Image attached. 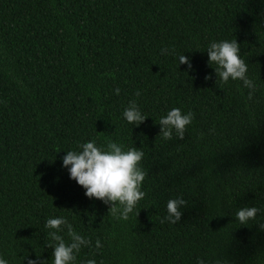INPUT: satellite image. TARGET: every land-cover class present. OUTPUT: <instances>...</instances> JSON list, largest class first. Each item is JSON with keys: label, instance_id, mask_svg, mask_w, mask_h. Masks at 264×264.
<instances>
[{"label": "trees", "instance_id": "trees-1", "mask_svg": "<svg viewBox=\"0 0 264 264\" xmlns=\"http://www.w3.org/2000/svg\"><path fill=\"white\" fill-rule=\"evenodd\" d=\"M221 39L253 89L209 65ZM130 101L138 125L123 119ZM171 108L193 114L183 139L160 135ZM87 140L144 153L145 196L126 220L61 166ZM244 207L258 211L240 223ZM56 216L90 241L76 264H264V0H0V256L52 264Z\"/></svg>", "mask_w": 264, "mask_h": 264}, {"label": "clouds", "instance_id": "clouds-1", "mask_svg": "<svg viewBox=\"0 0 264 264\" xmlns=\"http://www.w3.org/2000/svg\"><path fill=\"white\" fill-rule=\"evenodd\" d=\"M205 48L208 63L214 67L219 80L224 83L230 79L239 80L246 88L255 87L253 81L246 75L247 65L239 55V47L235 40H213ZM167 53L168 49H163L161 54ZM176 59L179 64H186L191 70L192 64L189 58L180 54ZM209 78V76L205 77V79ZM119 91L118 88L114 89L117 95ZM122 115L127 123L133 125L140 124L146 116L135 101L129 102ZM192 119L191 112L171 108L158 121L161 126L160 135L163 139L169 140L174 130L176 137L183 139L186 126L190 125ZM143 157V151L126 147L120 142L109 141L105 147L98 145L95 140H87L78 143L74 150L65 151V155L61 158V166L67 170L69 179L74 180L84 189L87 197L112 205V213L126 220L128 214L134 211L137 203L145 196L142 190L145 179V171L141 166ZM183 203L180 197L169 199L166 204L168 213L166 219L175 223L180 217L178 206ZM257 211L256 207H244L236 211L235 216L240 223H246L255 217ZM44 227L48 229L47 235L50 241L55 242L52 264H76L77 255H74V251L78 254L82 247L89 245L90 241L75 232L65 216L47 218ZM65 229L70 238L68 243L61 234ZM0 264H8V261L0 256ZM29 264H35V262L30 261ZM86 264H95V261L90 259Z\"/></svg>", "mask_w": 264, "mask_h": 264}]
</instances>
